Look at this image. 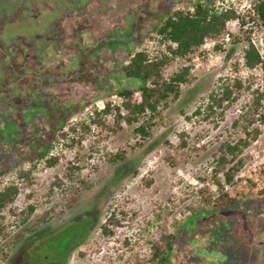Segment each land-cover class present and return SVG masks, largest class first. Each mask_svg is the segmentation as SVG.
I'll list each match as a JSON object with an SVG mask.
<instances>
[{
    "label": "rangeland",
    "instance_id": "rangeland-1",
    "mask_svg": "<svg viewBox=\"0 0 264 264\" xmlns=\"http://www.w3.org/2000/svg\"><path fill=\"white\" fill-rule=\"evenodd\" d=\"M257 1L0 0V170L5 172L0 189L16 183V168L36 166L35 183L0 215L5 235L0 236V264H133L148 257L151 241L168 235L174 244L171 264H264V125L257 124L260 134L242 152L243 164L230 183L219 186L212 176L218 146L243 137L231 124L250 103L251 90L264 91L259 70L233 69L241 61V45L231 37L241 28L264 57V25L248 20ZM196 2L235 10L240 19L227 23L228 40L224 35L205 45L206 40L189 56L184 64L191 67L192 82L181 87L163 122L141 145L132 137L133 126L123 124L120 132L98 142L100 131L92 126L80 142L81 155L86 152L83 168L73 182L63 180L68 188L49 195L50 182L79 151L77 145L65 146L70 138H59L61 130L87 122L105 102L118 105L114 90L126 86L120 69L127 56L140 48L156 55L163 45L153 29L168 11H190ZM241 19L247 21L242 27ZM251 74L250 90L217 126L192 116L219 79ZM133 97L139 100L137 91ZM180 133L186 135L183 149H177ZM118 149L124 159L108 162V154ZM39 152L59 157L58 163L46 168ZM144 178L152 180L150 186ZM70 189L79 199L67 208ZM223 195L235 202L215 210L213 203ZM30 204L35 210L22 224L19 213ZM113 210L121 226L106 237L100 225Z\"/></svg>",
    "mask_w": 264,
    "mask_h": 264
},
{
    "label": "trees",
    "instance_id": "trees-1",
    "mask_svg": "<svg viewBox=\"0 0 264 264\" xmlns=\"http://www.w3.org/2000/svg\"><path fill=\"white\" fill-rule=\"evenodd\" d=\"M239 19L233 8L217 10L208 3L203 2H196L191 11H168L152 31L153 36L158 40V44L163 45V49L152 56L143 48L135 50L127 56L125 63L121 66L120 70L126 86H120L114 90V94L120 100L119 104L111 105L110 102H105L102 109L93 110L87 122L79 121L68 125L66 130H61L58 134L61 139L70 138L69 143L65 145L67 148L77 145L79 151L72 161L67 162L61 177L55 176L54 180L50 182L49 195L52 194L55 188L58 189L63 186L68 188L63 180L73 182L76 172L83 168V158L86 156V152H83V156L81 155L80 142L90 135L92 126L100 131L96 142L101 138H105V136L120 132L123 129V124L133 126L132 137L137 146L141 145V142L150 139L152 129L163 122L162 115L164 110L168 108L169 102H175L181 94V87L190 84L193 80L190 65L184 64L188 62L189 56L197 51L205 40L223 37L227 34V23ZM248 20L255 24L264 25V0L257 1L253 7V13L248 15ZM245 24H247V21L241 19L239 25L242 27ZM239 32L231 37L233 44L241 45V61L234 64L233 69L237 70L238 67H242L248 72L259 70L264 76V57L260 55L251 42L250 32L242 30V28ZM150 39L151 37H148V40ZM215 48L222 50L221 45ZM251 76L252 74L247 79H241L240 77L219 79V86L206 95L203 103L196 107L192 116L204 122H212L214 126H217L219 122L224 120L226 111L238 101L242 92L250 90L252 86ZM132 85L135 87H131ZM136 91L139 100H135L133 97ZM250 94V103L242 107L241 114L231 124L232 128H240L243 137L238 138L235 142H222L213 158L212 176L219 186L221 181L230 183L233 180L235 172L243 164L240 158L242 152L260 134L257 124L264 125V111H262L264 91L255 88L251 90ZM108 118H111V121ZM102 133H104L103 137ZM75 136H77V139H75ZM185 140L186 135L180 133L177 149H183L186 146ZM93 147V144L88 147V150L91 151L87 154L88 158L94 150ZM124 157L125 152L118 149L115 153L108 154L107 161L116 163L122 161ZM37 159H42L44 166L50 168L58 163L59 157H46L44 153L39 152ZM35 168V164H32L28 169L16 168V183L9 182L2 186L0 189V215L10 208L22 190L30 189L35 183L33 175ZM4 174L5 172L0 170V184L1 177ZM142 182L148 187L151 185L152 180L144 178ZM77 192L73 189L68 191L69 195L65 201L67 208L72 207L78 201L79 195ZM201 202L208 204L207 198L203 196H201ZM234 202L232 199H225L223 195L213 203V208L223 210V208L231 206ZM34 210V205H27L26 209L19 213L21 215L19 221L22 224L25 223ZM196 211H193V213ZM23 214L25 215L22 216ZM124 214V211H119L121 217ZM120 226V217L113 210L109 213L105 222L100 225V230L103 236L110 237L114 233V228ZM3 230L4 228L0 226V236L5 238V235H2ZM22 237V234L15 237L12 246L18 243ZM125 244L128 243L125 241ZM149 246L148 257L145 259L137 257L133 264H171L170 258L174 246L171 235L162 236L159 240L151 241Z\"/></svg>",
    "mask_w": 264,
    "mask_h": 264
},
{
    "label": "built area",
    "instance_id": "built-area-1",
    "mask_svg": "<svg viewBox=\"0 0 264 264\" xmlns=\"http://www.w3.org/2000/svg\"><path fill=\"white\" fill-rule=\"evenodd\" d=\"M228 8H229V7H228ZM230 8H231V7H230ZM191 10H192V9H191ZM191 10H190V11H191ZM228 36H229V34L227 33V34H225V36L223 37L225 41L228 40ZM215 40H216V39H214V40H208L209 42L205 43V45H208V44L213 45L214 42H215ZM205 41H206V40H205ZM99 110H100V109H99Z\"/></svg>",
    "mask_w": 264,
    "mask_h": 264
}]
</instances>
